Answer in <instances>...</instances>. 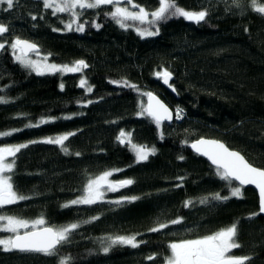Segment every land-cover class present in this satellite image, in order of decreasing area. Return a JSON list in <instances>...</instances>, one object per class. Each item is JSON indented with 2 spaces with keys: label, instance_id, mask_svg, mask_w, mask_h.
Masks as SVG:
<instances>
[{
  "label": "trees",
  "instance_id": "obj_1",
  "mask_svg": "<svg viewBox=\"0 0 264 264\" xmlns=\"http://www.w3.org/2000/svg\"><path fill=\"white\" fill-rule=\"evenodd\" d=\"M136 2L146 9L157 6V0ZM230 2L178 0L187 10L207 9L206 22L169 20L151 38H141L107 18L103 12L111 6L87 10L80 21H87L84 32L64 30L60 19L67 20V15H51L42 0H19L13 10H0V22L10 27L1 42L18 36L35 42L42 55L50 54V63L84 60L89 65L82 73L40 76L16 63L10 50L0 54V97L10 101L0 104V132L23 129L0 143L76 133L65 141L69 154L44 143H29L17 154L14 184L33 198L2 211L27 219L43 215L53 226L100 217L73 233L57 257L0 250V264H59L60 256H70L72 264H163L170 242L208 235L234 223L241 248L231 254L250 256L247 264H264V217L249 219L259 210L254 189L243 188L242 199L183 206L188 199L229 194L215 168L190 150L194 140H220L264 169V17L250 10L243 15L235 8L226 11ZM164 70L173 74L175 91L166 90L157 77ZM81 78L92 87L90 93L79 87ZM123 80L139 91L110 83ZM144 92L159 95L175 114L182 109L183 119L157 127L151 118L138 115L141 102L147 104ZM41 118L54 121L25 127ZM121 130L131 133L134 143L154 147L155 155L136 163L130 148L117 141ZM110 169H122L116 179L134 181L125 191L139 199L123 205L61 207L80 195L89 178ZM177 177L185 178L183 187H175ZM176 217H184L183 226L149 232L157 220ZM130 235L146 243L138 248L117 245L105 254L98 242L106 236ZM151 254L157 259L146 260Z\"/></svg>",
  "mask_w": 264,
  "mask_h": 264
},
{
  "label": "snow or ice",
  "instance_id": "obj_2",
  "mask_svg": "<svg viewBox=\"0 0 264 264\" xmlns=\"http://www.w3.org/2000/svg\"><path fill=\"white\" fill-rule=\"evenodd\" d=\"M226 4L229 0H224ZM19 3V0H0V10L9 12ZM45 10H51V15L59 17V14H66L68 19H60L64 25V30L84 32L85 24L81 21V17L85 15L87 10H100L106 6H111L110 11H104L103 14L114 21L122 29H135L141 38L154 37L160 34V25L167 23L169 20L180 19L194 23L196 25L206 22L209 15L207 9L203 10H187L179 6L178 0H157V6L154 9H146L136 0H42ZM127 5V6H125ZM233 8L238 9L241 15L250 10L264 17V2L262 0H231L226 11ZM44 17L41 16L40 19ZM32 20H36L37 16L32 15ZM99 29L100 24H94ZM53 31H61V29L53 28ZM247 31V29H245ZM10 33V27L0 22V37H5ZM6 50L11 51L14 61L23 68L34 72L36 75L56 74L60 73H82L89 67L84 60H78L71 65L49 63V56L42 55L39 46L32 41L14 37L11 42L5 39L0 42V54ZM158 78L163 80L164 84H169L172 74L164 70L156 73ZM120 87L132 88L139 91L135 84H131L127 80L110 81ZM63 83L60 84L63 90ZM79 87L86 89L87 92L92 91V87L88 85L86 78H81ZM175 91V88L172 89ZM141 95L148 97L147 104H140V116L151 118L157 127H160L164 121L173 119L172 111L162 103L152 92H144ZM10 101L0 97V104H6ZM88 103H91L89 101ZM70 119L71 117H64ZM175 118L183 119L182 109H177ZM54 118H41L38 122H29L26 128L39 127L42 124L52 122ZM23 129H13L10 131L0 132V138L11 136L16 131ZM75 132L47 137L42 140H32L29 143L55 144L60 146L65 154H69V147L65 145V141ZM117 141L121 145H127L134 153L135 162H146L150 156L155 155L156 149L146 145H139L132 141L131 133L121 130L117 136ZM29 143L8 144L0 146V250L19 251L24 253H39L49 257H57L60 249L71 243L72 235L84 224L93 223L100 219L99 216H93L83 221L72 222L66 225L53 226L48 223L43 215L35 219H27L14 216L3 212L8 206L19 204L33 197L21 193L14 184V174L18 153L22 149L29 147ZM190 147L199 155L207 157L212 165L215 166L216 175L222 181L226 182L229 188L228 195H221L219 192L212 193L208 196L201 197L198 201L188 199L184 201L185 208L192 207L196 203L209 204L210 202L223 203L232 198H243V187L252 185L258 190L259 210L249 216V219L264 214V169L253 166L239 152L229 150L223 143L215 140L198 139L190 144ZM79 156L80 153H75ZM183 159V157H180ZM122 169H110L102 174L89 178L84 185L80 195L64 204L62 208H70L73 206L87 205L92 206L99 203H112L123 205L131 203L139 199L137 196L123 195L114 200L105 199L107 193L118 192L127 188L134 183L132 179H110ZM179 183L175 187H183L184 177L176 178ZM184 217H176L164 222L157 220L155 226L149 229L151 233H161L166 229L175 226H183ZM191 231V229H186ZM168 235L176 236L178 232H168ZM102 251L107 254L113 247L117 245L138 248L146 241L138 240L137 235L130 236H106L99 241ZM168 255L163 257V264H247L251 259L247 255L231 254L234 249L241 248V244L237 240V224L218 230L214 233L199 236L197 238L178 239L167 245ZM70 256H60L59 264H72ZM148 261L157 259L156 254L145 257Z\"/></svg>",
  "mask_w": 264,
  "mask_h": 264
},
{
  "label": "water",
  "instance_id": "obj_3",
  "mask_svg": "<svg viewBox=\"0 0 264 264\" xmlns=\"http://www.w3.org/2000/svg\"><path fill=\"white\" fill-rule=\"evenodd\" d=\"M26 40H28V39H26ZM30 41V40H29ZM33 42V41H32ZM40 48V47H39ZM41 50V49H40ZM172 74V73H171ZM173 80H174V77H173V74H172V78H171V80L169 81V84L170 85H172V83H173ZM161 81H162V85H163V87L166 89V90H168V91H170L171 89H172V87H169V85H167V84H164L163 83V80L161 79ZM153 95H155L162 103H164L171 111H172V114H173V119L171 120V121H164L163 123H162V125H171V124H173L174 123V121L176 120V118H175V112L172 110V108L165 102V101H163L162 99H161V97L159 96V95H157V94H155V93H153ZM147 101H148V97H147ZM200 139H202V138H200ZM203 139H207V140H215V141H218V142H221V143H223L229 150H232V151H236V150H233V149H230L224 142H222V141H220V140H217V139H209V138H203ZM198 140V139H197ZM197 140H194L193 142H195V141H197ZM190 150L195 154V155H197V156H199V157H201L202 159H204V160H206L213 168H215V166L214 165H212V163H211V161L207 158V157H205V156H202V155H199L198 153H196L195 152V150H193L191 147H190ZM236 152H238V151H236ZM240 153V152H239ZM241 154V153H240ZM242 155V154H241ZM246 159V158H245ZM247 160V159H246ZM248 161V160H247ZM249 162V161H248ZM250 163V162H249ZM254 166V165H253ZM256 167V166H255ZM244 189H246V188H251V189H254L255 191H256V193H257V195H258V190L254 187V186H252V185H247V186H244L243 187ZM258 200H259V196H258ZM261 216L262 217H264V214H261ZM14 252H19V251H15L14 250Z\"/></svg>",
  "mask_w": 264,
  "mask_h": 264
},
{
  "label": "rangeland",
  "instance_id": "obj_4",
  "mask_svg": "<svg viewBox=\"0 0 264 264\" xmlns=\"http://www.w3.org/2000/svg\"><path fill=\"white\" fill-rule=\"evenodd\" d=\"M125 6H127V5H125ZM61 15H66V14H61ZM128 30H133L135 33H136V31H135V29H134V27L133 28H129ZM154 37H156V36H154ZM147 38H151V37H147ZM1 42V41H0ZM49 62V61H48ZM50 63V62H49ZM57 74V73H56ZM68 74H72V73H68ZM45 75H47V74H45ZM160 80H161V78H159ZM54 120H52V122H53ZM50 123V122H49ZM3 138H5V137H2V138H0V139H3ZM3 145H6V144H1L0 143V146H3ZM129 147V146H128ZM130 148V147H129ZM133 153V152H132ZM133 155H134V153H133ZM151 157V156H150ZM149 157V158H150ZM119 173H117V174H115L113 177H111L110 179H112V180H117L116 178H115V176L116 175H118ZM125 189L126 188H124V189H121L120 191H118V192H114V193H107L106 194V197H105V199H107V200H114V199H117V198H119V197H121V196H123V195H127L126 194V191H125ZM7 235V234H6Z\"/></svg>",
  "mask_w": 264,
  "mask_h": 264
}]
</instances>
